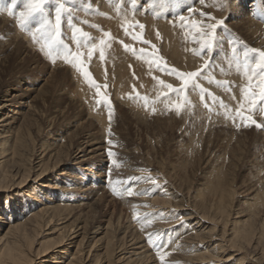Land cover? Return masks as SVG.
I'll return each instance as SVG.
<instances>
[{
	"label": "bare ground",
	"instance_id": "bare-ground-1",
	"mask_svg": "<svg viewBox=\"0 0 264 264\" xmlns=\"http://www.w3.org/2000/svg\"><path fill=\"white\" fill-rule=\"evenodd\" d=\"M68 1L70 8L64 6L62 11L65 10L66 12L67 10L70 16H72V12L79 19V22H75L76 25L72 27L74 30H68L69 34L66 33V40H63L61 36L57 38L58 42L53 44V48L59 50L60 54L53 55L52 58L45 54L47 48L44 51L40 50L46 40L37 31V28L40 27L39 25L30 26L28 24L22 28L16 26L17 30H14L12 29V23L10 26L9 22L0 20V37L2 38H0V64L7 66L9 60L13 56H17L15 58L17 62L14 60L15 67L17 65L25 67L28 65L26 70H29V73H32L35 69L37 70L39 66L44 68L46 62L43 63L42 57L40 58L29 48L32 45L40 53L43 52L49 62L54 63L53 68L50 66L51 64H48L49 67L46 65L45 69L50 70L48 78L55 80L53 92L46 89L44 91L46 96L34 97L43 99L42 103L44 106H54L53 108H48V112L36 107L28 100L31 96V91L35 89L27 84L32 78L30 75H23L20 72L16 77L14 76V84L0 85V264H101L103 260L107 264H214L215 261L221 262L220 264H264V206L260 211L256 210V205H249L244 207V209L242 205V207L240 206L241 212L237 211L239 206H237V210H232L234 206H231L230 197L234 195L235 191L232 184L226 181L225 171L222 172L220 170L221 167H216L218 164H213V166L209 167L211 168L209 175L212 183L207 186V193L200 189L195 194V200L191 202L187 199L185 200L186 195L181 194L174 187L162 190L163 193L165 192L163 200L153 197L148 198V195H146L149 189L148 183L155 181L156 177H145L140 180V176L143 174L133 166V162L128 160L129 151L120 143L121 138L119 135L115 134L108 138L107 133H105L107 131V123L104 121L100 107L104 104L102 101L106 99L104 96L96 95V85L101 86V95L104 94L103 92H108L111 88L114 98H117V100L122 98L125 101L124 103L130 104L133 101L129 102L124 98H126L128 93L135 94L136 90L141 95L144 94L141 92L147 86L148 88L146 89H149L148 78H151V76L148 71L151 67L150 63L157 64L156 58H151L148 55L144 57L138 56L132 52L133 50L129 49L132 47L131 42L134 41L132 38L135 35H143L145 39L150 40L148 43L152 44L150 46L148 44L149 48L155 50L162 48L160 53L162 58L168 60L173 66L179 65L186 68L190 73L197 72L199 75L200 71H196V68L205 64V60V63H201L202 60L191 57L186 50L189 45L181 44L178 39L180 32H183L181 29L185 28L190 20L199 21L201 29L204 28L202 25L203 17L199 15L198 10L195 13V10H192L193 7L176 12L175 9H168L166 6L167 0H129L121 3L119 2L120 0ZM75 1H78L77 9L72 8V3ZM132 1H138V3L135 4ZM214 1L223 3L222 0ZM260 1L264 5V0ZM143 2L144 4H141ZM247 2L248 0H240V2L239 0L238 2L230 0L229 6L232 7L233 12L236 10L235 14L231 12L230 18L233 19V23L237 24L236 27H239V30L252 36L251 38L253 39L255 32L261 26V22L258 23L259 21L256 22L254 19L249 18L250 8L248 7L252 4L248 6ZM259 2L257 3L260 4ZM207 4L204 3V6L197 9L202 11L210 10ZM101 9L105 13L108 10L113 13L116 12L115 15L117 14L118 16H109L108 13L104 16V13H101ZM0 11H2L0 13V19H2L3 15L6 16L5 10ZM132 12H135V14L130 18L129 16ZM6 14L9 15L7 10ZM175 14L177 16H174ZM180 15L185 18L184 25L179 22ZM140 25H143V28ZM75 28L80 29V34L76 33ZM2 34H4V37H2ZM134 39L136 41V38ZM263 40L262 38L260 41ZM85 41L93 43L86 45ZM81 43L84 44L81 45ZM66 44L73 47L70 49L72 53L79 51L83 54L84 70L89 73V77H85L73 64H69L71 68L69 71L59 68V65L68 62L72 58ZM93 45L96 46L95 51L91 57H88L87 52ZM261 49L264 51V47H260L259 50ZM218 50L212 51L213 54L210 52L214 60L213 68L217 79L222 75L224 79L228 80L227 83L231 87V92L225 91L222 93L221 96L224 98L221 106L215 103L216 101L214 100L197 97L198 91L193 93V98L190 99L200 98L201 100L197 102L195 100L188 101L194 107V109L191 107V114L201 115L210 125L213 124L211 119H216L214 117L217 115H223L228 125L235 123L234 120H232L234 123L231 122V118L239 116L238 114L244 115L245 112L250 115L255 113L254 117L261 115L262 118V115H264V110L262 109L264 107L256 105L253 107L249 99L244 95V90L249 86L247 75L252 73V69H245V60L242 61L239 56H237L239 61L234 62L235 60L232 61V59L230 61L226 53L230 54L231 50L227 46ZM101 51L104 54L103 58L100 56ZM220 52H222V60H219L217 56ZM65 53L68 54V60L64 58ZM60 59L64 60L61 61ZM57 67L58 70L55 69ZM70 72L71 78L75 82L76 90L73 88L69 91L67 82H71L69 78ZM224 73H228L227 76ZM256 78H259V76L257 75ZM210 79L214 80L213 76ZM44 81L47 83L49 80L45 79ZM161 81L163 80L161 79ZM167 81L169 82L170 80ZM196 82L205 88L212 87V82H209V79L202 75L199 76ZM138 88H141L142 91H139ZM208 88L207 92L210 90ZM253 88L251 89L252 92ZM137 92L135 95L139 94ZM147 92L143 95L145 98H156L155 93L152 96L151 94L153 93ZM210 92H214L216 96V91L210 90ZM156 93L158 94V92ZM124 94L126 96H123ZM55 95L57 96L55 97L56 101L52 103ZM139 95L136 98L140 99ZM132 96L130 100L134 99ZM139 99H136L139 104L138 102L132 103L135 109L137 107L140 108L139 105L141 106V100ZM59 101L71 106V113L74 115H88V118H96L100 131L98 130L97 136L93 135L94 132L93 134L87 132L81 133L75 139H72L64 135L65 130L62 129L60 133L49 137L47 135L51 134L49 130H52L53 121L57 116L53 117L54 120L51 118V121L48 118L47 129L42 132L46 136L42 133L40 134L43 140L39 144V150L33 156L28 150L30 147L28 135H31L32 126H38L39 117L37 115L64 116L63 110H59L56 107V104L60 107ZM54 103L56 104L53 105ZM226 105L228 106L226 107ZM163 108L165 107L163 106ZM141 109L143 108L138 110L140 114L142 112ZM50 111L53 112L50 113ZM120 112L123 115H137L138 113L128 112V109ZM144 114L147 113L144 112ZM218 119L220 120V117ZM252 119L257 123L260 121L256 117ZM239 120L241 121L240 117ZM18 121H20L19 125L14 127ZM40 121L42 122V120ZM249 122L247 124L245 121L247 127H252ZM257 129L259 131L260 128ZM223 131L229 130L225 128ZM234 134L231 132V135ZM258 135L261 141L264 142V127L258 132ZM44 137L46 138L44 139ZM228 137V143H230L233 136ZM113 141L119 143L116 144ZM222 141H227L225 136ZM191 142H194V140ZM228 143L226 145H229ZM262 150H264L263 147L259 150L260 155H258L259 158L257 157L259 161L264 158ZM115 154H120L119 160L114 157ZM221 157L218 156L216 160L218 161ZM222 166L224 167V165ZM109 171L111 174L119 173V175L132 173L133 175L127 176L125 179H136L134 182H138L137 185H134L127 180L126 185L123 183V185L117 186L119 191L116 194L123 201V204L128 205L135 221L138 220L136 225H131V223L119 224L121 219L122 221L124 220L121 215H118L114 221L112 219L109 220L105 226H96V224L92 223V216L95 214V212L91 213L95 207L93 204L100 203L102 200L101 195L103 194L100 191L105 186L110 185L111 176ZM262 176L264 178V173ZM87 179L90 182L85 186L84 181ZM24 188H27L26 192ZM22 190H24L21 193L22 197L17 198L15 202H11L13 198L10 195L4 198L1 197L2 193L16 195ZM42 191L46 193L52 192L53 195L43 202L36 195L37 192ZM129 192H131V195H129ZM178 194L177 200L171 196H178ZM199 196H203V198L199 200ZM94 198L95 200L93 201ZM28 200H31L30 204H27ZM187 201L188 203L186 204L185 202ZM157 203L166 204L168 207V209L157 210L163 216V221L160 222L158 220L152 221L151 218H148V214L154 209V204ZM170 206L180 210L176 211L179 212L177 216H175L176 212L171 211ZM139 214H144V216L141 217ZM231 214H235L232 219H230ZM258 219L260 220L259 228L256 226ZM180 222L182 226L177 228L176 226ZM54 223H57L56 226L51 228ZM44 230H48L47 234L50 236L40 240ZM119 235H121V238H117ZM144 236L147 238V244L146 242L145 244L142 243L145 241H143ZM116 238L117 241L115 240ZM262 244L263 246L261 247ZM200 248L204 250H200ZM259 248L261 251H259ZM70 250L69 257L65 261L62 260V254H68ZM161 256H163V259H161ZM53 258L58 259L53 260Z\"/></svg>",
	"mask_w": 264,
	"mask_h": 264
},
{
	"label": "rangeland",
	"instance_id": "rangeland-1",
	"mask_svg": "<svg viewBox=\"0 0 264 264\" xmlns=\"http://www.w3.org/2000/svg\"><path fill=\"white\" fill-rule=\"evenodd\" d=\"M123 1H129V0H122V1L120 0L119 2L121 3ZM152 1H154V0H152ZM167 1H168V3L166 4V6L168 7V9L169 8L175 9L176 12H181L183 9H186V8L188 9V8L194 7L192 10L193 11L195 10V13H196V10H198L199 15L201 12L205 13V15L202 16L203 17L202 18L203 19L202 25L204 26V28H202L201 32H196L193 29H190L186 24V27L181 29V31L183 30V32H180V35H178V39H179L181 44H183V45L186 44V46L189 45V48L186 50L191 57H193L195 59L202 60L201 63L204 62V60H205L206 63L204 62L205 64H202V65L198 66V68H196V71L197 70L200 71L199 75H197V77L191 79L192 81L187 80L186 74L190 73V71H187L186 68L181 67L179 65H177L176 67H175V65L173 66V64L169 63L168 60H165V58L164 59L162 58V56L160 54L162 48H160L158 50L149 48L148 44H149V46H150V44H152V43H148V41L150 42V40L145 39V37H143V35H137L138 37L135 35L134 38H136V41L134 38H132L134 41L131 42L132 47L129 49L133 50L132 52H134L135 55L142 56V57L148 55L151 58H156V60H157V64L150 63L151 67L148 71L149 75L151 76V78H148L149 79L148 83L150 86L151 85L152 86L151 87L149 86V89H146V88H148V86H147L145 88L146 91L145 90L142 91L141 86H139L141 88L140 89L138 88V89H139V91H142L141 93H144V94H146L145 92H147V90H148L147 93H153V94H151L152 96L155 93L156 98H154V97H152V98L146 97L145 98L143 96L144 94L141 95L139 92H137V90H136V92L140 94V95L137 94L140 96V99L136 98L137 97V95H135L136 92H135V94L130 93L131 95L128 93L127 96H126V94H124L123 96H126V98H124V99L129 101V102L133 101L132 103H134V104L136 102H138V104H139V101H137L136 99L141 100V106L139 105V107L143 108V109H141L142 112L140 114V111H138L140 108L137 107L138 109L137 108L135 109L132 106V103H130V104L127 103L128 104L127 105L126 103H124L125 101H123L122 98H121V100L120 99L117 100V98H114V93L112 92V90H110L111 88L109 89V87H108L109 91H111V92H109V91L103 92L104 94L100 95V97L104 96L105 99L107 100V101L106 100L102 101V102H104V104L101 105L102 107H100L102 109V112H103L102 116L104 118V121L107 123V131H105V133H107L108 138H110V136H113L115 134L119 135V137L121 138L120 143H122V146H124L129 151L128 160L133 162V166L135 168H137V170L143 174L140 176L141 177L140 180L144 179L145 177H153V178L156 177L154 179L155 183H153V182L148 183L149 189H148V192H146V195H148V198L153 197V198H159L158 200H163L165 192L163 193L162 190L164 191L168 188L174 187L175 189L180 191L181 194L186 195L185 200L187 199L188 201L191 202L192 200H195L194 197L196 196L195 194H197V191L199 192L200 189L204 192L207 191V186L209 184L211 185V183H212V182H210L211 176L209 175L210 174L209 171L211 170V168H209V167L213 166V164H216V165L218 164V166H216V167H221L220 170H222V172L225 171V174H226L225 177L227 179L226 181H229L232 184V187L235 191L234 195L230 197V201H232L231 206H234V207H232V210H237V206H239L238 208L240 210L238 209L237 211L241 212L242 205H243V209H244V207H246V206L248 207L249 205H252V206L256 205V210L258 209V211H260V209L264 206V178L262 176V174L264 173V158H263V156H261V158H263V159H261L260 161L258 159L259 158L258 155H260V153H259L260 148L263 147V149H264V146H263L264 142L261 141V139L259 138V135H258V132L261 131L262 127L258 131V129L255 125L253 126V124L252 125L250 124L251 122L246 121L247 124L249 122V125L252 126V127H250V126L247 127L245 121L241 118L240 115L237 117H234L233 119L232 118L230 119L231 122H233L232 120H234L235 123L234 122L233 123L235 125L234 124L228 125L227 124L228 122L225 121V119L223 118V115H221V116L217 115L214 117L216 119H211V120H213L212 125H214V126H212V125L208 124L204 120V118L201 117V115H196V114L192 115L191 114V107H193V106L188 101H194L195 100V102H197V101L201 100L200 98L190 99V98H193L192 97L193 93L198 91L197 97H201L203 99L204 98L210 99L211 101L214 100V101H216L215 103L219 104L220 106L223 104L222 99L224 97L221 95L225 91L231 92L230 91L231 87L227 83L228 80L224 79L221 74H220L221 76H219L217 79V75H216L215 70L213 68V65H214L213 61L214 60L211 57V53L214 50H218L219 48L221 49L224 46H227L228 49L231 50L230 54L226 53V54H228L226 56L229 58L230 61H231V59H232V61L235 60L234 62L239 61L237 56H239V58L242 61L245 60L246 58H245L244 53L246 51L248 52L247 60L249 62H254L256 59H258L257 54L252 53L250 51V49H256L258 51H262V49L261 50H259V49H260V47L261 48L264 47V40L260 41V40H262V38L264 39V5H263V3L261 4L260 0H254L253 2H251L252 0H248V2H247L248 6L252 4L251 6L248 7V8H250L249 18H252V20L254 19L256 22L259 21L258 23L261 22L260 23L261 26L257 30L258 32L256 31L254 34L256 38L254 37L252 39L251 38L252 36L248 35L247 33H244L242 30H239L240 28L236 27L237 24L233 23V19L230 18L231 12H232V14L236 13V10H234V12H233V10L231 9L232 7L229 6L230 0H222L223 3H220V1L216 2L214 0H167ZM236 1L238 2V0H236ZM28 2H29V0H0V10H3V11L5 10V15H6V16L3 15V18L1 17L2 19H0V20L9 22V25L12 23L13 24L12 29H14V30H17L16 26L17 27L20 26L22 28L21 24L19 23V21H20L19 13L21 11H27L25 5ZM33 2L40 3L42 10H41V12L35 13L31 18H29V20L27 21V25L30 24V26L31 25H39L40 26V24H42L45 20L51 21L52 24H54L55 23L54 22L55 21V10L58 7V5L61 3L64 4V6L70 8L68 0H66V1H64V0H33ZM132 2L135 4L138 3V1L137 2L132 1ZM239 2H240V0H239ZM257 2H259L260 4H258ZM204 3H208L207 6L210 7V10L202 11L201 9H197L199 7L204 6ZM77 4H78V1H75L74 3H72V8L77 9ZM141 4H144V2ZM254 6H256V7H254ZM2 8H4V9H2ZM8 8H12V14L11 15L6 14V10L8 11ZM1 12L2 11H0V13ZM101 13L102 14L104 13V16L107 13L109 14V16H112V15L116 16L117 15V14L115 15L116 12L113 13L112 11L110 12V10H108V12L105 13V11L101 9ZM134 14H135V12H132L129 17L130 18L133 17ZM71 15L72 16L68 15L67 10H66V12H65V10L61 12L60 36L63 40H66V36H67L66 33L69 34L68 30H71L72 27H74L76 25V23L79 22V19L77 17H75L72 12H71ZM225 15H227V16H225ZM122 16H124L126 18V16L124 14H122ZM174 16H177V15L175 14ZM38 18H39V20H38ZM17 19H19V20H17ZM121 20L123 21L122 18H121ZM218 21H223L224 23H223V25H218V27L216 29V37L217 38L213 43V49L211 50V53H210L208 49L201 47L200 42L202 39H207V37L203 36L204 32L209 31L206 27L207 24H216ZM179 22L181 23L180 20H179ZM14 24H16V25H14ZM260 28H261V30H260ZM72 30H74V28ZM15 32H17V31H15ZM76 33L80 34V31L76 32ZM2 37H4V34H2ZM145 40L147 41V44L144 42ZM91 41L90 42L85 41L84 43L86 45L89 43H93ZM258 41H260V42H258ZM84 43H81V45ZM67 46H68V51H70L72 53V50H70V49H72L73 47L70 45H67ZM29 48L33 52H35L40 58L42 57L41 59L43 60L42 61L43 63L46 62L45 64L48 67L51 64L50 66L53 68L54 63L49 62L48 58L47 57L45 58V54H43V52L40 53V51L33 48L32 45ZM233 49H235V51H233ZM145 53H146V55H144ZM53 55H56L55 52H53ZM221 55H222V52H220L217 55L219 60L223 59V58H221ZM16 57L17 56H13L9 60L7 66L0 64V85L2 86L4 84L5 86H7V85L14 84L13 83V82H15L14 79L20 72H21L20 74H23V75H30L32 78H30V81L27 84L30 85L29 87H32L35 89L33 91H31V96L28 98V100L30 103L36 105V107L42 108L45 111L47 110L46 112H48L49 111L48 108H53L54 106H47V105L44 106L42 103L43 99H41V98L37 99L34 97H36V96L40 97L41 95L46 96V94L44 92L46 89L53 92V90H54L53 84H54L55 80L48 78L50 76V74H49L50 70H47V68L45 69L46 65H44L45 66L44 68L39 66V68L37 70L35 69V71H33L32 73L31 72L29 73V70H26L27 69L26 67H28V65L26 67L22 66V65H20V66L17 65L15 67L14 60L17 62V60L15 59ZM160 58H162V59H160ZM60 60L63 61L64 59H60ZM166 61H167V64H166ZM59 66L58 67L60 69H66L68 71H69V69H71L68 62L62 63ZM58 67L55 69L58 70ZM21 68H23V69H21ZM176 68H178V69H176ZM208 68H210V69H208ZM173 69L175 71H173ZM22 70H24V71H22ZM257 71H259V70H257ZM31 74H33V75H31ZM181 74H184V75H181ZM224 74L227 76L228 73H224ZM251 74L252 73L247 75L248 76V78H247L248 82H249V76ZM201 75L206 77V79L208 78L209 82H212L211 88H208L207 86L206 87L208 88V90L210 89L211 91H216L215 92L216 96L214 95V92L211 93L210 90L207 92V88L203 87V85L197 84L196 80L199 79V76H201ZM69 76H70L69 78L71 81V82H69V81L67 82L69 91L72 90L73 88L76 90L75 82H73L74 80H73V78H71L72 77L71 72H70ZM211 76H213L214 80L210 79ZM214 76H216V77H214ZM256 77L253 78L256 81L252 80V82L254 85L253 92L257 91V92H255L256 99H257V97L260 98L261 92H260V88H259L260 81H259V78H256ZM160 78L163 80V84L160 83L161 82ZM43 79L44 80L48 79L49 81L47 83H45V81ZM158 80H160V81H158ZM167 80H170V81L168 82ZM171 80L172 81L174 80V82H172ZM186 80H187L188 84L187 83L185 84ZM164 81H165V85H164ZM72 83H73V86H72ZM157 83H158V85H157ZM166 84L172 85V89H169V88L167 89ZM162 87H163V89H162ZM226 87H227V89H225ZM151 89H153V90H151ZM39 90H41V91H39ZM217 90H218V92H217ZM155 91L158 92L159 95ZM220 91H221V93H220ZM210 93H211V95H210ZM134 95H135V97H134ZM131 96L134 98V99L132 98L133 100H130ZM160 96H161V98H160ZM212 96L214 99L212 98ZM55 97H57V96L55 95L54 99L52 98L54 100V101L52 100V103L56 101ZM157 98L160 100H158ZM216 98H217V100H215ZM259 98H258V100L260 102L257 100L258 102L256 103V106L264 107V100H260ZM151 99H152V101H151ZM219 100H221L222 103ZM62 101H59V103H58L60 107H58L56 103H54L53 105L56 104V107L59 108V110L60 109L63 110L64 116L63 115H53L52 116L51 114L37 115L39 117L38 126L37 125L32 126L33 129H31L30 132L32 131L33 134L31 132V135H28V143L30 145L28 150L31 152V154H33V156H35V154L37 153V150H39V147H40L39 144L43 140L41 138L40 134L45 129H47V126L49 124V123H47L48 118H49V121H51L52 119L54 120L53 117L57 116V117H55V120H54L55 122L53 121L54 126H53L52 130L51 129L49 130V133L51 132V134L47 135L49 137H52L53 134L60 133V131L62 129L65 130L64 135H67L68 137H70L72 139H75L81 133L83 134V133H87V132H90L92 134L94 132L93 135H95V136L98 135V133L100 131V126L97 123L96 118H93V119L91 117L88 118V115H79V114L74 115L71 113L72 107L68 106L67 103H63ZM109 102L112 106L111 109L109 108ZM176 104H179L181 106L179 111H177V109L175 108ZM228 105H226V107ZM163 106L165 108H163ZM146 107H148V108H146ZM45 108H47V109H45ZM126 108L128 109V112H131V111L134 113L138 112L137 113L138 116L137 115H129V114L123 115L120 111L121 110L127 111ZM170 109L171 110L173 109V110L171 111ZM193 109H194V107H193ZM195 110H197V109H195ZM51 112H53V111H50V113ZM144 112L147 114H144ZM222 112H224V111H222ZM109 113H111V115H109ZM258 114H256V115H258ZM248 115L251 116L252 118L256 117V118L260 119L258 124L261 123L260 125L264 126V118H263L264 115H262V118H261V115L254 117L255 113L250 115L249 113L245 112V114L243 116H248ZM259 116H260V118H259ZM43 117H44V119H43ZM45 117H47L46 121H45ZM219 117H220V120L218 119ZM239 117H240L241 121L239 120ZM237 118L243 124H241L237 120ZM40 120H42V122ZM43 121H45V122H43ZM19 122L20 121H18V123L16 125H14V127H17L19 125ZM220 122H222V123H220ZM238 122H239V125H238ZM236 123H237V126H236ZM206 124H207V126H205ZM44 125H46V126H44ZM225 128L229 131H223V129H225ZM240 131H242V132H240ZM227 132H229V133H227ZM231 132H232V134H234V133L235 134L231 135ZM225 133H227V134L225 135ZM42 134L45 135L44 133H42ZM224 136L227 140L226 141L227 143L229 141L228 136H230V137L233 136L232 141H230V143H228L229 145H226L227 143L222 141V138ZM45 138L46 137H44V139ZM193 140H194V142H191ZM113 142H115L116 144L119 143L116 141H113ZM224 143H226V144H224ZM228 146H229V149H228ZM262 152L264 153V150H262ZM223 154H225L226 156ZM213 155L215 158L213 157ZM119 156H120V154L114 155V157L118 160H119ZM209 156H211V157H209ZM218 156H222V157H221V159H219L217 161L216 159L218 158ZM224 159H225V161H224ZM222 160H223V162H222ZM218 162L219 163L222 162V163L219 165ZM222 165H224V167ZM222 167H223V169H222ZM109 175L111 176L110 177L111 178L110 185L107 187L105 186L100 191L101 193L103 192V194L101 195L102 200L100 201L99 204H96V205L93 204V206H95V207L92 209L91 213L95 212V214H94V216H92V220H91L92 223L94 225L96 224V226L97 225L98 226H105L109 220L112 219L114 221V219L116 217H118V215H121V217L124 218V220L122 221V219H121V223H119V224L124 225L125 223L126 224L131 223V225H136V223H138V220L136 219L137 221H135V219L133 218L134 216H133L132 212H130L131 210L129 209L128 205L123 204V201H121L120 198L118 196H116V194H117V191H119V190H117V186L123 185V183L126 185L127 180H129V183H133L134 185H137L138 182H134V181H136V179H131V178L125 179V177L133 175L132 173L119 175V173H112L111 174V172H110ZM135 176H137V175H135ZM84 182H85L84 185L86 186L89 184L88 182H90V180L87 179ZM144 189H146V187H144ZM24 190L26 192L27 188H24ZM24 190H22V192H19L16 195L15 194L11 195V194H7V193H4V194L2 193L1 197L4 198L5 196L10 195V196H12L13 199H12V201L11 200H9V201L15 202V200H17V198L22 197L21 193H23ZM166 193H167V195L170 196V194L168 192H166ZM36 195H37V198H39L40 200H42L44 202L49 197H51L53 195V193L52 192L46 193L45 191H42V192H37ZM171 196H173L174 199L177 200L179 197V194H178V196L177 195L176 196L171 195ZM202 198H203V196H199V200ZM94 200H95V198L93 199V201ZM188 201L185 203L187 204ZM174 202H176V201H174ZM30 203H31V200L30 201L28 200L27 204H30ZM154 205H155L153 207L154 209H152V211L148 214V218H151L152 221H156V220H158L159 222L163 221V216L160 215L158 211H160L161 209H163V210L168 209L167 205L162 204V203H157ZM162 206H164V207H162ZM169 208L171 209V211H174V212L179 210L178 208H177L178 210H176V208L174 206H170ZM178 214H179V212H176L175 216H177ZM139 215H141V217L144 216V214L143 215L139 214ZM234 215L235 214H231L230 219L234 218ZM132 218H133V220H132ZM130 220H132V221H130ZM259 221L260 220L258 219V222L256 224V226L258 228L260 226ZM56 224L57 223L52 224L51 228L55 227ZM178 224L179 225L176 226L177 228L179 226H182L181 222ZM47 231L48 230L43 231L44 233L40 237V240L46 239L50 236L49 234H47ZM98 237H100V236H98ZM117 238H121V235H119V237H117ZM117 238L115 239L116 241H117ZM120 241H121V239H120ZM143 241H144V242H142L143 244H145V242L147 244V238L145 236L143 237ZM262 246H263V244L261 245V247ZM260 248H259V251H261ZM200 250H204V249L200 248ZM70 253H71V250L68 252V254L63 253L61 256L62 260L65 261L66 258L69 257ZM56 257H58V256H56ZM54 259L57 260L58 258H53V260ZM220 263L221 262H219V261L214 262V264H220ZM53 264H56V263H53ZM101 264H107V262H105V260H103L101 262Z\"/></svg>",
	"mask_w": 264,
	"mask_h": 264
},
{
	"label": "snow or ice",
	"instance_id": "snow-or-ice-1",
	"mask_svg": "<svg viewBox=\"0 0 264 264\" xmlns=\"http://www.w3.org/2000/svg\"><path fill=\"white\" fill-rule=\"evenodd\" d=\"M27 11H21L19 13L20 16V21L19 23L21 24L22 27H26L27 26V21L29 20V18H31L35 13L41 12V4L38 2H33V0H29V2L25 5ZM64 9V4H59L58 7L55 10V23L52 24L51 21L45 20L39 28H37V31L41 33V35L45 38L46 43L41 47V51H44L45 48H47V52L45 53L49 58L53 57V52H56V55H59L60 52L57 49L53 48V44L57 43V38L60 36V27H61V12ZM189 11H191V9H189ZM9 15L12 14V8L8 9ZM201 16L205 15V13L201 12L200 13ZM179 19L181 21V24L184 25L185 23V18L183 15L179 16ZM223 21H218L216 24H207V29L209 31L204 32L203 36L207 37V39H202L201 40V47L202 48H206L209 50V52H211V50L213 49V43L216 40V29L218 27V25H223ZM189 28L194 29L196 32H201L202 29L200 27V22L199 21H194V20H190L188 22L187 25ZM141 28H143V25H140ZM77 32L80 31V29H76ZM145 43H147V41H144ZM102 43V42H101ZM95 45L92 46L91 49H89V51L87 52V56L91 57L95 51ZM125 47H127V45H125ZM233 51H235V49H233ZM250 51L252 53H256L258 56V59H256L254 62H249L247 60L248 57V52L246 51L244 53L245 55V64L244 67L245 69L251 68L252 69V74L249 76V86L247 89L244 90V95L249 99L250 104L255 107L257 100H256V94L255 92H252L251 89L253 88V84H252V80L254 77H256L257 75L259 76V88H260V92H261V96L260 99L264 100V51H257L256 49H250ZM103 52L101 51L100 56L101 58H103ZM83 54L79 51L71 53V59L68 60V54L65 53L64 58L66 60H68L69 64H73L74 66H76L78 68L79 71H81L83 73V75L85 77H89V73L87 71H85V64H84V60L82 59ZM257 70H259L257 72ZM173 71H175L173 69ZM184 75V74H181ZM198 75L197 72H191L186 74L187 76V80H191L193 78H195ZM187 80L185 81V83H187ZM161 83H163V81H161ZM106 87V85H105ZM167 88L172 89V85H166ZM96 93L97 95H101V91H100V86L96 85ZM111 104L109 102V108H111ZM180 105L176 104L175 108L177 109V111L180 110ZM264 110V109H262ZM109 115H111V113H109ZM241 116V118L244 121H251V124L255 125L257 128H261L264 127L260 124H258L255 120L252 119V117L250 116H243V114H238ZM247 126V124H246ZM109 155H111V153H109ZM153 183H155V181H153ZM129 195H131V192H129ZM150 239V238H149ZM161 259H163V256H161Z\"/></svg>",
	"mask_w": 264,
	"mask_h": 264
}]
</instances>
